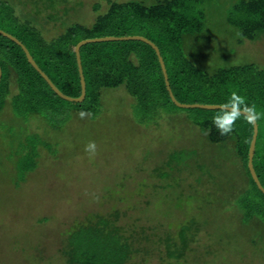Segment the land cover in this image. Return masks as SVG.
I'll use <instances>...</instances> for the list:
<instances>
[{
  "label": "trees",
  "instance_id": "trees-1",
  "mask_svg": "<svg viewBox=\"0 0 264 264\" xmlns=\"http://www.w3.org/2000/svg\"><path fill=\"white\" fill-rule=\"evenodd\" d=\"M85 4V0H0V30L17 38L55 86L74 98L81 94L75 54L80 41L111 36L149 39L159 48L177 101L237 109L231 102L233 93L244 99L251 109L248 113L258 125L253 166L264 188V64L255 60L211 67L207 65L208 56L200 55L206 46L207 26L215 15L235 29L239 44L246 41L264 44V0H96L89 3L95 12L92 18L87 13L83 18L79 13ZM80 56L86 95L82 102H69L60 98L30 65L21 46L0 34V114H5L7 106L12 105L16 116L40 115L53 129L59 130L60 124L76 113L95 117L107 107L108 93L118 95L123 91L133 102L122 94L114 100L123 97L131 113L136 112V107H143L142 98L144 104L153 107L157 106L155 101H161L159 108L163 116L140 124L149 131H167L157 138L159 142L168 140L171 147L166 159L153 169L158 181L150 185L156 194L150 213L156 224L137 225V218L123 223V212L118 209L87 213L65 231L58 257L49 264L59 261L63 264H150L155 257L159 264H199L201 261L206 264V259H201L216 257L217 245L224 251L225 241L237 236L223 234L214 222L225 213L223 207L220 209L224 203L228 210L234 209L231 218L242 221L239 229L242 237H246L244 244L264 260V193L248 169L253 135L250 118L223 109L177 107L167 91L156 52L140 40L88 43L80 48ZM139 93L142 97L137 96ZM63 113H67L66 119L57 122L55 117ZM217 124L232 130L221 135ZM180 127L186 130L189 143L179 141L182 133L185 134L179 132ZM7 136L9 148L5 157L11 167L1 154L0 164L9 167L5 175L11 185L23 188L26 186L22 184L28 183L30 177L45 175V169L39 170L43 151L53 157L60 142H50L43 134ZM92 164L94 168L96 163ZM189 168L197 171V182L207 177L212 183L203 188L197 199V186L185 183L181 177ZM116 178L114 175L111 180L109 177V181H102L101 192L109 199L116 201L124 197L126 201L129 198H125V185L116 184L118 190L111 187ZM46 179L47 174L38 180ZM139 186L146 187L147 183L143 181ZM195 200L198 202L194 207L196 213L177 223L172 234L174 229L169 217L173 208ZM145 203L151 204V200ZM129 208L135 209L134 205ZM163 216L169 218L165 230L158 223ZM207 226L214 229L209 234L213 242L205 246L201 255L194 246L201 230Z\"/></svg>",
  "mask_w": 264,
  "mask_h": 264
},
{
  "label": "rangeland",
  "instance_id": "rangeland-1",
  "mask_svg": "<svg viewBox=\"0 0 264 264\" xmlns=\"http://www.w3.org/2000/svg\"><path fill=\"white\" fill-rule=\"evenodd\" d=\"M92 1L96 0H85L86 4L79 12L83 18L86 13L90 18L95 16L89 5ZM102 3L105 5V2ZM207 29L206 46L200 53L208 56L207 65L227 66L255 60L264 64V44L250 41L239 44L237 32L222 18L215 15ZM118 93L107 94V107L95 117L82 118L76 113L64 124H60L59 130L53 129L40 115L30 113L26 117L16 116L12 105L7 106L5 114H0V154L4 157L9 148L6 145L9 140L7 134H43L50 142H60V145H56L57 153L53 157L43 151L45 155L40 161L39 170L45 169V175L38 174L35 178L33 172L34 176L30 177L29 182L22 184L26 187L12 186L10 178L5 175V170L9 167L0 164V264H49V261L58 257V249L61 248V238L65 231L71 228L76 220H82L87 213L93 211L100 210L105 213L118 209L123 212V223L127 219L130 222L135 218L138 219L137 225L150 227L157 223L156 220H151L153 215L150 212L156 194L152 193L150 185L158 181L153 169L166 159L171 142H159L157 138L158 134H167V131L142 129L140 123L156 116L161 117V101H155L157 106L153 107L144 104L145 100L142 98L143 107H136V112L131 113L123 97L114 100L115 96L119 97L121 94L128 100L131 98L123 91ZM137 96L142 97V94ZM66 116L67 113H63L56 116L55 120L63 122ZM183 129L180 127V131L176 129L175 133L185 132L179 141L189 143L186 130ZM90 143L95 144L94 150L87 148ZM93 162L96 163L94 168ZM6 163L9 165L7 159ZM9 166L11 167V164ZM189 171H192V174ZM46 174L45 181L38 180L46 178ZM114 175L117 178L111 182V187L118 190L120 182L125 185V198H129L128 200H123L122 196L121 200L115 201L101 192L99 184L109 181V177L111 180ZM181 177L185 179V183L197 186L199 193L195 199L200 197L204 187L212 184L207 177L197 182V171L193 168L187 169ZM143 181L147 183L146 187L139 186ZM36 183L38 184L35 186ZM38 185H41V188H38ZM147 200H151V204H146ZM223 203L222 201L221 205ZM130 205H134L135 209L131 210ZM223 205L225 206H220V209L223 207L225 213L215 218L214 222L221 227L223 234L228 232L237 236L225 241L224 251H220L221 247L217 245L219 252L216 257L208 256L201 260L206 259V264H264V260L259 259V255H255V251L244 244L246 237H242L243 233L239 229L242 221L239 223L238 217L231 218L233 216L230 215L234 209L228 210L226 203ZM197 206L198 202L195 200L192 204L173 208L169 217L174 229L172 234L175 233L177 223L196 213L194 207ZM190 208L194 209L190 212ZM167 218L163 216L158 220L163 230L169 224ZM213 230L212 226L201 230L199 241L194 246L198 254L204 255L205 246L212 244L210 235ZM245 233H249V229ZM157 258L151 259L150 264H159ZM58 264L63 263L59 261ZM199 264L205 263L201 261Z\"/></svg>",
  "mask_w": 264,
  "mask_h": 264
},
{
  "label": "water",
  "instance_id": "water-1",
  "mask_svg": "<svg viewBox=\"0 0 264 264\" xmlns=\"http://www.w3.org/2000/svg\"><path fill=\"white\" fill-rule=\"evenodd\" d=\"M0 34H2L3 36L11 39L12 41L16 42L19 46H21L22 50L24 51L26 58L28 60V62L30 63V65L42 76V78L48 83V85L50 86V88L62 99L67 100L69 102H82L85 98L86 95V84H85V79H84V75H83V68H82V62H81V56H80V48L88 43H95V42H102V41H116V40H140L142 42L147 43L148 45H150L154 51L156 52L157 58L159 60L160 66H161V70L164 76V80H165V85L167 88V91L169 93V96L172 100V102L180 108H205V109H223V110H228V111H233V112H237L238 110L236 108H232V107H227V106H221V105H204V104H186V103H181L179 101H177V99L175 98V96L172 93V90L170 88L169 85V81H168V75H167V70L165 67V63L163 61V58L160 54L159 48L149 39L142 37V36H125V37H102V38H92V39H85L80 41L76 47H75V54H76V59H77V65H78V71H79V77H80V85H81V94L79 97L74 98V97H69L65 94H63L56 86L55 84L49 79V77L38 67V65L36 64V62L34 61L33 57L30 55L28 49L19 41L17 40V38H15L14 36L0 30ZM0 80H1V68H0ZM239 113L246 115L250 118V120L253 123V135H252V139L250 142V147H249V153H248V169L250 171V174L254 180V182L256 183L258 189L260 191H262L264 193V188L262 187L258 176L255 172L254 166H253V156L255 153V144H256V140H257V135H258V125H257V121L255 119V117L253 115H251L248 112H244L243 110H239Z\"/></svg>",
  "mask_w": 264,
  "mask_h": 264
},
{
  "label": "clouds",
  "instance_id": "clouds-1",
  "mask_svg": "<svg viewBox=\"0 0 264 264\" xmlns=\"http://www.w3.org/2000/svg\"><path fill=\"white\" fill-rule=\"evenodd\" d=\"M231 102H232L233 104H235L236 107H237V110H238V111H237V115H239V110H240L241 108H242V110H243L244 112H250V111H251V109L245 104L244 99H243L242 97L236 95L235 93H233V95H232V97H231ZM80 115H81V117H83V116H84V113L81 112ZM213 122L215 123V119H214ZM216 126H217V128L219 129L221 135H226L227 133H229V132L232 130L231 127H229V128H224V127L220 126L219 124H217ZM87 148H88V149H93V150H94V148H95V144H94V143H90V144L87 146Z\"/></svg>",
  "mask_w": 264,
  "mask_h": 264
}]
</instances>
